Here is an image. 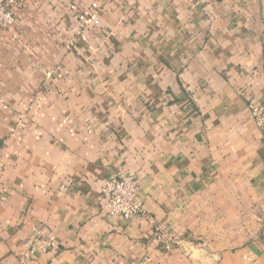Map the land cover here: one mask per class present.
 <instances>
[{
    "label": "crops",
    "instance_id": "0c3cea01",
    "mask_svg": "<svg viewBox=\"0 0 264 264\" xmlns=\"http://www.w3.org/2000/svg\"><path fill=\"white\" fill-rule=\"evenodd\" d=\"M72 3L99 4L100 23L83 32ZM16 11L0 30V264H264V134L250 109L264 107V0ZM116 167L139 180L133 221L102 197ZM36 225L58 248L21 262Z\"/></svg>",
    "mask_w": 264,
    "mask_h": 264
},
{
    "label": "built area",
    "instance_id": "2783aa9c",
    "mask_svg": "<svg viewBox=\"0 0 264 264\" xmlns=\"http://www.w3.org/2000/svg\"><path fill=\"white\" fill-rule=\"evenodd\" d=\"M23 0H0V30H10L17 21V7ZM73 17L79 28L85 32L100 23L99 4L81 9L76 3L70 4ZM251 115L256 125L264 134V107L251 105ZM2 168V164H0ZM139 180L122 167L113 168L102 188V197L109 214L121 216L126 221H133L144 214L143 203L139 199ZM5 200L4 191L0 190V202ZM161 227L155 228V236L161 240L166 250L172 241ZM58 248L57 238L48 226L36 225L26 239L24 249L19 254L20 261H25L36 254L50 252ZM149 260L144 257L143 263Z\"/></svg>",
    "mask_w": 264,
    "mask_h": 264
}]
</instances>
